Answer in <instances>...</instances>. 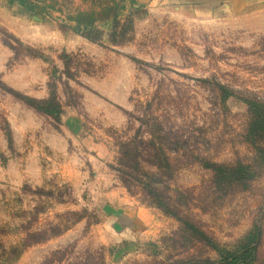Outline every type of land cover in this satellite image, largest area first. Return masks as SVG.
I'll return each instance as SVG.
<instances>
[{"label":"rangeland","instance_id":"374dc122","mask_svg":"<svg viewBox=\"0 0 264 264\" xmlns=\"http://www.w3.org/2000/svg\"><path fill=\"white\" fill-rule=\"evenodd\" d=\"M257 119L264 0H0V264H264ZM129 137L170 176L125 174Z\"/></svg>","mask_w":264,"mask_h":264},{"label":"trees","instance_id":"16d2710c","mask_svg":"<svg viewBox=\"0 0 264 264\" xmlns=\"http://www.w3.org/2000/svg\"><path fill=\"white\" fill-rule=\"evenodd\" d=\"M10 2H14V1H18L20 3H23L24 0H9ZM38 105L33 106L35 110L39 111L40 113L43 114H50L51 110H54V105L56 104L55 99L53 96H49L46 99L43 100H38L36 101ZM52 108V109H51ZM258 122L260 124L264 125V119H257ZM133 138L129 139H125V140H121L118 139L117 144L119 145L118 147V151H117V157L116 160L118 162L119 165H121L122 167L126 168V171L124 172L125 174H127L128 169L134 170L136 173H139L140 175L143 174L142 172H144L145 174H153L154 172L159 171L160 174L163 173H167L169 174L168 176H170L171 172H172V162L174 160V158H170L169 154L160 149V148H156V149H151L150 147H138L139 145L137 143H133L132 142ZM140 142L145 144L148 143L147 141H144L142 138H140ZM172 152H177V151H172ZM151 153V155L154 157V161L152 163H148L149 166H152L155 168V171H141V166L142 163L145 162V160L148 159L149 154ZM190 156H193V152L189 153ZM195 158L197 159H204L203 157H200V155H196ZM204 162L206 163V167L213 169L215 167H217V172L216 174L218 175V178L221 180L223 179H227V183L228 184H233V183H238V182H243L245 180L248 179V177H245V172L242 170L243 169V165L241 164V162L236 163L235 165L229 167L225 164L222 163H216V162H211L209 160H205ZM121 171L123 172V170L121 169ZM243 173V175H242ZM156 174V173H155ZM237 174V175H236ZM229 179V180H228ZM150 188H151V192H152V196H154L156 200V204L160 207L163 208L166 212H168L169 214L175 216L176 218H178L181 221V215H179L180 210L179 209H173V205H170V203L163 201L161 199V201H157L156 197H155V193L153 192V188H152V184L148 183L147 184ZM153 189V190H152ZM157 189V187H156ZM194 230L196 231V234L199 235L198 238H200L202 241L203 240H209L208 236L198 227H195ZM207 236V237H206ZM209 245V248L211 249H216L218 251V259H211V258H204V262L205 264H238L237 263V258L230 257V253H228V251H226L227 255L226 256H222L221 252H223L222 248L217 249V246H215L213 243L211 244H207ZM245 253V251H244ZM220 257V258H219ZM228 257H230V260L228 261ZM228 258V259H227Z\"/></svg>","mask_w":264,"mask_h":264}]
</instances>
